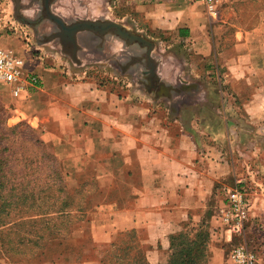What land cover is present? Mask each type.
Masks as SVG:
<instances>
[{
  "label": "crops",
  "instance_id": "crops-1",
  "mask_svg": "<svg viewBox=\"0 0 264 264\" xmlns=\"http://www.w3.org/2000/svg\"><path fill=\"white\" fill-rule=\"evenodd\" d=\"M158 1H72L91 16L65 12L67 1L51 5L66 25L113 23L141 37L151 45L148 61L145 48L112 32L78 33L71 55L52 39L59 31L42 18L40 2L21 0L33 9L19 18L34 25L19 31V50H0L21 55L24 74L39 82L17 96L0 83V117L7 129L34 132L67 191L94 182L81 230L91 248L107 231L134 232L152 243L147 264H172L166 231L204 229L193 255L199 264H232L220 190L227 179L253 176L239 164L255 158L254 131L264 118V10L248 26L232 8L243 0H217L210 14L190 0ZM7 22L0 15V33ZM252 195L264 212V187Z\"/></svg>",
  "mask_w": 264,
  "mask_h": 264
},
{
  "label": "rangeland",
  "instance_id": "rangeland-1",
  "mask_svg": "<svg viewBox=\"0 0 264 264\" xmlns=\"http://www.w3.org/2000/svg\"><path fill=\"white\" fill-rule=\"evenodd\" d=\"M19 3L21 0H0V15L6 16V21L8 20V29L5 28V31L0 33V36L8 34L7 40L0 38L1 49L19 50V44L13 42H18L16 39L23 41L19 31L27 28L17 18L22 13L25 14L24 12H31L33 6L24 7L23 3ZM67 7L71 12L83 10L72 2ZM232 8L236 13L237 23L252 26L257 22V13L264 10V0H243L235 2ZM86 12L91 16V9ZM17 56L24 62L21 55ZM259 122L254 131L255 158L239 164L241 173L245 172L246 175V170H250L253 176L245 180L240 179L239 182L227 179V188H221L220 196L226 205L227 193L230 190L238 189L245 195L247 221L244 224L243 236L237 242L245 244L249 251L257 255L258 263L264 264V212L255 210V197L252 195L255 189L261 190V186L264 187V118ZM207 132L220 136L219 129H209ZM35 138L37 136L34 132L31 133L25 126L13 132L8 131L0 117V157L2 163L6 164L0 173L9 178V182L5 183L4 192L9 193L11 190L12 193L18 194L26 190L35 195L33 200L24 205L16 204L7 208L0 204V264H141L143 259L146 260L152 243L134 232L110 234L111 232L107 231L104 238H99L94 243L93 248L91 241L83 242L81 230L85 222L91 219L94 184L88 180L74 191H65L61 195L57 191L61 188L59 181L57 188L51 179L52 176L55 177L57 169L49 158L39 161L41 154L33 146ZM229 149L231 150L230 146ZM246 150L245 147V152ZM37 161L40 165L34 167ZM20 176L25 178L24 185L21 186V178L16 179ZM59 178L60 184H64L62 172ZM253 222L254 228L251 226ZM166 232L168 239L165 238V243L169 244L176 255V262H180L179 253L187 249L190 243L207 238L204 229L179 231L170 228ZM61 253L65 255L59 256Z\"/></svg>",
  "mask_w": 264,
  "mask_h": 264
},
{
  "label": "built area",
  "instance_id": "built-area-1",
  "mask_svg": "<svg viewBox=\"0 0 264 264\" xmlns=\"http://www.w3.org/2000/svg\"><path fill=\"white\" fill-rule=\"evenodd\" d=\"M204 7L207 14L213 13L217 0H190ZM39 80L23 72V61L10 51L0 50V83L11 87V93L17 96L27 88H36ZM224 228L229 229L234 240L229 252L232 264H258L257 255L237 240L241 239L244 224L247 221V200L238 189L227 193L226 205L220 214ZM236 241V242H235Z\"/></svg>",
  "mask_w": 264,
  "mask_h": 264
},
{
  "label": "trees",
  "instance_id": "trees-1",
  "mask_svg": "<svg viewBox=\"0 0 264 264\" xmlns=\"http://www.w3.org/2000/svg\"><path fill=\"white\" fill-rule=\"evenodd\" d=\"M16 129L17 128H12V129H7V130L10 131V132H13ZM27 129H29V128H27ZM29 131L31 133L33 132L31 129H29ZM33 141H34L33 146L41 154L39 161H43L46 158H49L50 161H52L51 163H53V165L56 167V169H57L56 175H55V177L52 176L51 179H53L54 183H56L55 184L56 187H57V184H58V181H59V184L58 185H59V187L61 185V188L59 189L57 187L58 188L57 191H59V193H61V195H62V193H64L67 190H66V187H65V183L64 184H60L61 183V180H60L61 178H59V177H61V170L59 169L58 163L54 160V158L50 155V153L48 152V150L38 140V138L33 139ZM39 161H37L38 164L35 163V166L34 167L40 165V162ZM5 165L6 164L4 162L2 163V160H1V157H0V170ZM23 178L24 177H21V176L16 178V179H20L21 180V184L19 186L24 185L25 178H24V181H23ZM6 182H9V178L6 175H4L3 173H0V204H1V206H5L7 208H11V207L15 206L16 204L24 205V204L30 202L31 200H33V197L35 195H33L32 192H30V193L26 192V190L25 191H20V193H18V194L17 193H12L11 190L9 191V193L4 192V186L6 185L5 184ZM30 183L32 184L33 181H31ZM27 184H28V182H27ZM93 184H94V182H93ZM94 187H95V184H94ZM95 189H96V187H95ZM95 193H96V191H94V194ZM94 194H92L91 198L94 196ZM53 196L54 195H52V197ZM39 198H40V196H39ZM1 226L2 225H0V227ZM199 246L200 245L198 243H196V242L195 243L194 242L190 243L188 245V248L187 249H184V250H182L179 253V258L178 259L180 260V262H176L175 261L176 255L173 253L174 254V257H173L172 264H198V261L200 259H198L197 256H193V255H195L194 254L195 251L196 252L199 251ZM66 254L69 255V253H66ZM186 254H188V255H186ZM64 255H65V253L59 254V256H64ZM141 264H147L146 260L143 259L142 262H141Z\"/></svg>",
  "mask_w": 264,
  "mask_h": 264
},
{
  "label": "water",
  "instance_id": "water-1",
  "mask_svg": "<svg viewBox=\"0 0 264 264\" xmlns=\"http://www.w3.org/2000/svg\"><path fill=\"white\" fill-rule=\"evenodd\" d=\"M44 14L48 21L53 23L57 28L59 33L54 35L52 39H57L62 45H68L70 48L69 53L74 55L75 53V41L76 35L81 32H90L97 35H105L112 32L113 35L119 39L125 41L128 44H138L139 46L147 50V60L149 61V52L151 50V45L143 40L141 37L134 36L129 32L122 30L118 25L113 23H96L91 21H78L70 25H65L61 18L52 14L49 10V4L46 2L43 5Z\"/></svg>",
  "mask_w": 264,
  "mask_h": 264
},
{
  "label": "flooded vegetation",
  "instance_id": "flooded-vegetation-1",
  "mask_svg": "<svg viewBox=\"0 0 264 264\" xmlns=\"http://www.w3.org/2000/svg\"><path fill=\"white\" fill-rule=\"evenodd\" d=\"M36 1H38V2H40V5H41V16H42V18L44 17L45 19H46V17H45V14H44V8H43V5L47 2L48 4H49V10H50V12L52 13V11H51V5H52V3L54 2V1H58V0H36ZM63 1H67L66 2V4H65V6H64V9L67 7V5L68 4H71V2L73 1V0H63ZM68 8V7H67ZM66 8V10H64L65 12H67V13H70V14H83L86 10L84 9V8H82L81 7V9H83V10H79V11H74V12H71L69 9H67ZM91 13V12H90ZM52 14H54V13H52ZM17 19H19L18 21H20L21 23H24L26 26V28L27 27H29V26H33L34 24H33V22H29L28 20H24L23 18H17ZM72 24V23H71ZM66 25V24H65ZM70 25V24H69ZM21 30H24V29H21ZM25 30H27V29H25Z\"/></svg>",
  "mask_w": 264,
  "mask_h": 264
}]
</instances>
